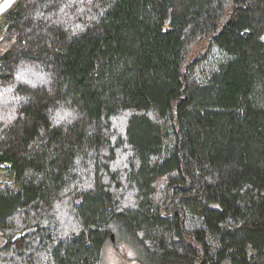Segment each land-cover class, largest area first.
<instances>
[{"label":"trees","instance_id":"16d2710c","mask_svg":"<svg viewBox=\"0 0 264 264\" xmlns=\"http://www.w3.org/2000/svg\"><path fill=\"white\" fill-rule=\"evenodd\" d=\"M0 29V264H100L113 232L264 264V0H19Z\"/></svg>","mask_w":264,"mask_h":264},{"label":"rangeland","instance_id":"374dc122","mask_svg":"<svg viewBox=\"0 0 264 264\" xmlns=\"http://www.w3.org/2000/svg\"><path fill=\"white\" fill-rule=\"evenodd\" d=\"M19 0H0V23L4 21L5 16L9 11L15 8ZM10 40L4 38V31L0 29V57L6 50L10 49ZM14 175L8 172L7 168L0 166V183H13ZM111 239L105 246L104 253L100 264H144L145 262L140 257L137 246L129 244L124 240L116 239V234L113 232ZM125 239L133 240L129 234H124ZM117 240L119 241L117 243ZM141 261V262H140ZM147 264V263H145Z\"/></svg>","mask_w":264,"mask_h":264}]
</instances>
